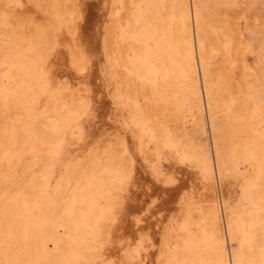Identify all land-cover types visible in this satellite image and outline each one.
Returning <instances> with one entry per match:
<instances>
[{
	"label": "bare ground",
	"instance_id": "obj_1",
	"mask_svg": "<svg viewBox=\"0 0 264 264\" xmlns=\"http://www.w3.org/2000/svg\"><path fill=\"white\" fill-rule=\"evenodd\" d=\"M0 264H264V0H0Z\"/></svg>",
	"mask_w": 264,
	"mask_h": 264
}]
</instances>
